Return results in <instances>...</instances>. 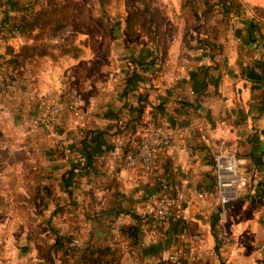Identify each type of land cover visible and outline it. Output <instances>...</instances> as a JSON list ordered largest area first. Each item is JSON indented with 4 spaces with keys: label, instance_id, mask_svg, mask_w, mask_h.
Wrapping results in <instances>:
<instances>
[{
    "label": "crops",
    "instance_id": "1",
    "mask_svg": "<svg viewBox=\"0 0 264 264\" xmlns=\"http://www.w3.org/2000/svg\"><path fill=\"white\" fill-rule=\"evenodd\" d=\"M15 4L18 0H0V20L6 12L14 14ZM195 27L172 30L167 39L163 35L162 71L157 72L158 64L149 56L136 63L134 72L121 73L124 84L114 101L106 88L100 103L76 92L81 80L77 67L87 62L84 57L69 56L59 65L48 57L29 55L27 60L47 67L40 70L22 62L13 79L11 67L2 66L0 207L5 204L11 211L0 209V231L16 218L28 222L29 228L20 242L14 240L15 233L0 237V264H88L81 262L80 253L65 255L55 245L58 236L70 237L74 250H100L95 254H100L99 264H172L168 256L193 238L194 251L185 264H264V216L261 221L256 218L262 208L264 212L259 204H264V186L251 184L238 207L235 202L222 208L211 160L215 147L225 140L247 164L256 166V176L263 174L259 181L264 180V16L243 4L236 14L216 9ZM206 37L220 52L212 53V46L198 41ZM27 42L24 37H0V60L22 61L18 50ZM129 77L133 80L127 87ZM66 90L71 97L63 99ZM47 92L62 104H76V111L67 110L52 132L43 129L36 112L37 97ZM141 93L147 94L148 103L135 133H128L122 146L112 144L95 157L98 169L71 170L83 165V131L129 121L133 125ZM113 102L120 106L114 108ZM159 118L185 129L182 137L159 151L155 166L168 178L171 192L187 199L178 222L151 217L148 199L158 192L154 176L124 164L140 132ZM61 143H66L62 156L57 147ZM27 148L32 156L26 159L35 157L39 170H12L22 166L21 159L12 156ZM34 174L35 184H28ZM235 209L250 210L249 215L236 216Z\"/></svg>",
    "mask_w": 264,
    "mask_h": 264
},
{
    "label": "rangeland",
    "instance_id": "2",
    "mask_svg": "<svg viewBox=\"0 0 264 264\" xmlns=\"http://www.w3.org/2000/svg\"><path fill=\"white\" fill-rule=\"evenodd\" d=\"M241 1L246 7L264 16V0ZM18 4L32 7L36 12L31 19L36 18L39 21L37 27L40 40L34 41L38 46L45 47L52 54L60 53L67 48L71 50L60 58H65L64 60L58 59L54 62L58 61L60 65L68 60L66 58L69 56H75L77 60L85 58L87 62L82 61L77 67L81 80L77 81L76 92L81 98L93 97L96 103L104 99L105 88L108 91L107 96L114 101L116 93L121 91V85L124 84L121 73L126 76L127 73L134 72L136 63L142 64L143 60L149 56L153 57L154 62L158 64L156 69L160 72L163 57L160 54L159 45L163 35L167 39L172 30L179 29L186 23L196 26L193 28L196 29L200 26V12L208 9L210 5H213L214 9L221 8L217 0H18ZM133 14L137 15L132 16ZM188 18H192L190 22ZM130 21L132 23L127 26V22L129 24ZM6 35L7 38L12 37L8 32ZM151 36H154L155 41L151 40ZM13 48L15 50L16 47ZM27 57L17 62L21 65L22 62L29 63L28 65L37 66L40 70L47 67V64L42 62L35 64L31 59L27 60ZM66 91L63 99L71 97L68 95L69 91ZM113 103L114 108L120 106L119 102ZM126 129V126L122 124L107 128L106 132L112 144L116 146L124 144L129 133ZM135 143L137 146L138 142L135 141ZM57 147L58 152L64 154L66 143L57 144ZM29 150L23 149L12 156V158L15 156L21 159L22 165L17 169L13 167L12 170H29L30 172L39 170V167L35 166L37 162L35 157L33 160L26 159V156H32ZM247 168L253 175L252 180L255 182L261 180L263 174L256 176L254 171L256 166L248 163ZM31 176L34 178H31L28 184H35L32 181L36 175ZM6 195H3V199ZM239 200L234 202L235 207H238ZM259 204L264 205L262 202ZM5 206L3 204L0 209L8 214L11 209ZM262 209L256 213V218L260 221L264 216ZM247 212L237 213V209L234 211L235 215L240 217H244V213L249 215ZM229 215L230 213H227L223 217L226 223ZM14 220V222H5L1 226L3 229L0 231V237L3 234L15 233L14 240L20 242V235L26 231V227L29 228V224L17 218Z\"/></svg>",
    "mask_w": 264,
    "mask_h": 264
},
{
    "label": "built area",
    "instance_id": "3",
    "mask_svg": "<svg viewBox=\"0 0 264 264\" xmlns=\"http://www.w3.org/2000/svg\"><path fill=\"white\" fill-rule=\"evenodd\" d=\"M8 33L18 37L17 28L9 27ZM0 62V69H2ZM16 69L11 70L9 77L14 78ZM76 111V104L63 105L57 96L45 93L36 99V112L41 126L46 132H52L60 123L65 112ZM185 129L170 124L167 119L159 118L154 124L146 127L139 134L138 144L124 156L127 168L138 169L151 173L158 184V192L148 199L149 214L152 218L164 222H178L183 219L187 199L184 196L174 195L169 186L168 178L156 170V159L159 151L170 147L179 137L183 136ZM253 133L257 130L253 129ZM214 171V190L218 203L222 208L231 206L234 202L249 194V186L259 181L252 180L253 175L247 168V162L237 154L234 146L222 140L211 155ZM225 214L223 210V215ZM183 234L186 226L181 225ZM195 240L185 247L171 253L168 258L172 264H185L192 256ZM79 246V243H75Z\"/></svg>",
    "mask_w": 264,
    "mask_h": 264
},
{
    "label": "trees",
    "instance_id": "4",
    "mask_svg": "<svg viewBox=\"0 0 264 264\" xmlns=\"http://www.w3.org/2000/svg\"><path fill=\"white\" fill-rule=\"evenodd\" d=\"M217 4L224 10L225 13H239L242 8L241 0H217ZM216 9V8H215ZM215 9L213 5H210L209 8L203 10L199 14L204 20L208 19L209 17L213 16L215 13ZM14 14H10L6 12L2 19L0 20V37L7 38L6 33L9 30V27H15L18 30L19 36L24 37L28 40L27 43L23 44L19 47V53L23 57L33 56L37 58L48 57L50 60L55 61L64 56L65 54L70 53V49L61 51L60 53L52 54L49 50H46L45 47L38 46L34 41L40 40V34L38 32V22L37 19H31L36 12L27 5L19 6V4H15L13 9ZM137 15L133 14L132 16ZM131 16V17H132ZM192 18H188L187 20L190 22ZM132 22L130 21L129 24L127 22V26H129ZM189 24L186 23L185 26L187 27ZM198 37V35H197ZM199 38H197L198 40ZM151 40L155 41L154 36H151ZM198 41L203 42L205 45H211V41L209 37L199 39ZM220 47L212 46V53L220 52ZM26 54V55H25ZM34 54V55H33ZM17 59L10 58V60H0L1 64H8L12 70H15L19 65ZM254 81H258V76H253ZM133 78L129 77L126 78L125 83H127V87L130 86L132 83ZM148 103L147 94L141 93L138 98V109L135 113L134 119H132L133 125L129 122L125 123L123 126H126V130L129 133H135L136 125L140 121L145 107ZM262 109H264V96L261 100ZM106 129H86L83 131L82 140H81V155L84 158L83 165L80 167L73 166L71 170H87V169H98L97 167V160L95 157L101 156L103 152L109 151L111 149L110 145L112 142L110 141V137L107 134ZM61 153L59 152V155ZM63 154H61L62 156ZM68 178H71L70 176ZM72 239L68 236H58L55 240V245L58 248H61L65 255H73V253H80L81 255V262L82 263H90V264H99L100 263V254L96 255V252H101L100 250H93L89 247L81 250H74L71 246ZM81 251V252H80Z\"/></svg>",
    "mask_w": 264,
    "mask_h": 264
},
{
    "label": "water",
    "instance_id": "5",
    "mask_svg": "<svg viewBox=\"0 0 264 264\" xmlns=\"http://www.w3.org/2000/svg\"><path fill=\"white\" fill-rule=\"evenodd\" d=\"M255 160L257 161V163H262V160H261V157L260 156H256L255 157ZM258 186H264V180L263 181H259L258 182Z\"/></svg>",
    "mask_w": 264,
    "mask_h": 264
}]
</instances>
